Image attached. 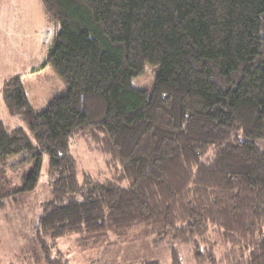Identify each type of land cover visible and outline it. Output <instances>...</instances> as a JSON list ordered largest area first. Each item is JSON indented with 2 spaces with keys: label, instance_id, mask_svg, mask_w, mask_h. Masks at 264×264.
<instances>
[{
  "label": "trees",
  "instance_id": "16d2710c",
  "mask_svg": "<svg viewBox=\"0 0 264 264\" xmlns=\"http://www.w3.org/2000/svg\"><path fill=\"white\" fill-rule=\"evenodd\" d=\"M59 30L42 66L66 91L34 111L19 75L1 95L0 204L15 187L7 159L47 155L51 197L34 236L84 241L135 229L155 247L189 248L195 264H264V0H40ZM157 67L151 92L132 87ZM79 136L116 183L82 186L70 154ZM222 247V250H220Z\"/></svg>",
  "mask_w": 264,
  "mask_h": 264
},
{
  "label": "rangeland",
  "instance_id": "374dc122",
  "mask_svg": "<svg viewBox=\"0 0 264 264\" xmlns=\"http://www.w3.org/2000/svg\"><path fill=\"white\" fill-rule=\"evenodd\" d=\"M59 30L46 15L40 0H0V121L8 128H23L25 124L10 116L3 104L1 90L5 81L19 75L31 108L40 113L67 86L49 65L42 66L47 49ZM158 68L146 65L142 74L131 81L132 87L151 92ZM70 154L75 162L77 178L82 186L105 184L117 175L119 165H108L105 157L75 136L70 141ZM22 158V157H21ZM20 157L7 162L16 166L7 168L5 177L17 187L37 169L33 189L4 200L0 204V264H48L44 252L34 236L40 213L51 197L48 157L39 161L29 159L20 165ZM116 178V177H115ZM113 182L116 183V179ZM78 234L66 235L51 242L45 239L51 262L55 264H171L166 246L155 247L142 238L135 229L106 238L84 241ZM181 264H195L188 247L176 244ZM222 250V247H220Z\"/></svg>",
  "mask_w": 264,
  "mask_h": 264
},
{
  "label": "crops",
  "instance_id": "0c3cea01",
  "mask_svg": "<svg viewBox=\"0 0 264 264\" xmlns=\"http://www.w3.org/2000/svg\"><path fill=\"white\" fill-rule=\"evenodd\" d=\"M3 83V81L2 80H0V84H2Z\"/></svg>",
  "mask_w": 264,
  "mask_h": 264
}]
</instances>
